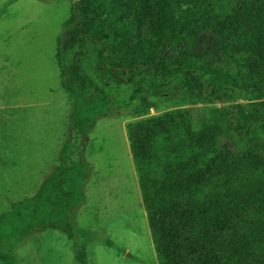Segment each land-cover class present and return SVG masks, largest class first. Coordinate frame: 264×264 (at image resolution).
<instances>
[{
	"label": "trees",
	"instance_id": "obj_1",
	"mask_svg": "<svg viewBox=\"0 0 264 264\" xmlns=\"http://www.w3.org/2000/svg\"><path fill=\"white\" fill-rule=\"evenodd\" d=\"M56 60L76 134L35 196L0 216L2 264L36 231L74 238L91 172L78 139L112 110L134 119L159 264H264V0H78ZM202 103L223 106L196 120L186 106Z\"/></svg>",
	"mask_w": 264,
	"mask_h": 264
},
{
	"label": "rangeland",
	"instance_id": "obj_2",
	"mask_svg": "<svg viewBox=\"0 0 264 264\" xmlns=\"http://www.w3.org/2000/svg\"><path fill=\"white\" fill-rule=\"evenodd\" d=\"M77 1L0 0V216L35 196L75 137L56 53ZM222 106L186 107L204 120ZM130 114L112 110L78 139L91 172L86 203L72 213L74 238L36 231L15 249L17 264H81L79 252L88 264H159L126 133Z\"/></svg>",
	"mask_w": 264,
	"mask_h": 264
}]
</instances>
